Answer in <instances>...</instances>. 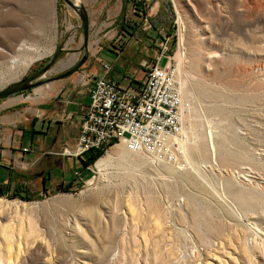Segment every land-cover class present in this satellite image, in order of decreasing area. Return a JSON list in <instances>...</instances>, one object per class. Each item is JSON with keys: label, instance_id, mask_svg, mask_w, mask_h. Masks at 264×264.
<instances>
[{"label": "rangeland", "instance_id": "1", "mask_svg": "<svg viewBox=\"0 0 264 264\" xmlns=\"http://www.w3.org/2000/svg\"><path fill=\"white\" fill-rule=\"evenodd\" d=\"M73 1L96 46L151 63L167 41L186 104L178 162L116 145L64 186L3 194L0 264H264V0ZM80 22L62 0H0V86L60 42L77 49Z\"/></svg>", "mask_w": 264, "mask_h": 264}, {"label": "crops", "instance_id": "2", "mask_svg": "<svg viewBox=\"0 0 264 264\" xmlns=\"http://www.w3.org/2000/svg\"><path fill=\"white\" fill-rule=\"evenodd\" d=\"M130 36L126 47H138L136 33ZM125 51L117 53L90 41L86 61L71 75L0 100V190L5 196L19 191L41 193L56 178L60 179L58 185L64 186L81 170L82 159L66 156L63 150L75 146L90 101L91 77L104 73L102 63L111 66L108 75L122 87L135 85L144 77L145 68L140 65L148 62H138L140 59ZM64 68L67 66L53 74Z\"/></svg>", "mask_w": 264, "mask_h": 264}, {"label": "built area", "instance_id": "3", "mask_svg": "<svg viewBox=\"0 0 264 264\" xmlns=\"http://www.w3.org/2000/svg\"><path fill=\"white\" fill-rule=\"evenodd\" d=\"M172 60L167 41H161L152 62L144 64L143 79L127 87L111 78V66L102 63L104 73L91 77L90 101L75 146L65 148L64 155L83 159L121 144L152 162H178L176 141L186 104Z\"/></svg>", "mask_w": 264, "mask_h": 264}, {"label": "water", "instance_id": "4", "mask_svg": "<svg viewBox=\"0 0 264 264\" xmlns=\"http://www.w3.org/2000/svg\"><path fill=\"white\" fill-rule=\"evenodd\" d=\"M71 10H73L81 22L79 28L82 31V43L77 49L67 48L65 42H60L57 48L50 53L47 61L42 64L38 69L32 73L13 79L8 80L0 86V100L6 97L12 96L17 93L28 91L34 87L42 84H46L52 80L60 79L71 75L77 71L86 61L89 55L90 46V15L87 7L82 2H75L73 0H62ZM78 51L80 54L79 58L75 60L71 65L64 68L63 71H59L53 74L52 69L57 62L58 57L62 53H74ZM62 70V69H60Z\"/></svg>", "mask_w": 264, "mask_h": 264}, {"label": "bare ground", "instance_id": "5", "mask_svg": "<svg viewBox=\"0 0 264 264\" xmlns=\"http://www.w3.org/2000/svg\"><path fill=\"white\" fill-rule=\"evenodd\" d=\"M72 41H74L73 40V38L70 40V42H72ZM74 54V53H73ZM77 58H71L70 60H68V62L65 64V66H63V67H66V66H68V65H71L73 62H75V60H76ZM62 67V68H63ZM181 140V139H180ZM177 141H178V139H177ZM176 141V142H177ZM180 142V141H179ZM121 145V144H120ZM110 155H112V154H109L108 156H106V157H104L102 160H100L99 162H98V164H97V167H99V168H102V167H104L106 164H107V162H109L110 160H107L109 157H111ZM113 157V156H112Z\"/></svg>", "mask_w": 264, "mask_h": 264}, {"label": "trees", "instance_id": "6", "mask_svg": "<svg viewBox=\"0 0 264 264\" xmlns=\"http://www.w3.org/2000/svg\"><path fill=\"white\" fill-rule=\"evenodd\" d=\"M138 15H140V14H138ZM101 151H99V152H97V153H94L93 155H96V154H98V153H100ZM3 195V192L0 190V196H2ZM24 198H25V196H23ZM27 198V197H26Z\"/></svg>", "mask_w": 264, "mask_h": 264}, {"label": "flooded vegetation", "instance_id": "7", "mask_svg": "<svg viewBox=\"0 0 264 264\" xmlns=\"http://www.w3.org/2000/svg\"><path fill=\"white\" fill-rule=\"evenodd\" d=\"M62 54H65V53H62Z\"/></svg>", "mask_w": 264, "mask_h": 264}]
</instances>
